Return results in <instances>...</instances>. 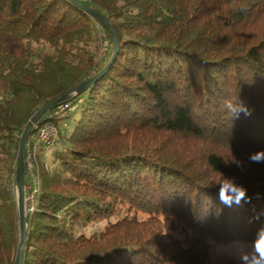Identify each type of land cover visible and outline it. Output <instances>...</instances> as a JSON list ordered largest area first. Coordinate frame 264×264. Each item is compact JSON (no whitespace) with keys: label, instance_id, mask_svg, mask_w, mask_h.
<instances>
[{"label":"trees","instance_id":"trees-1","mask_svg":"<svg viewBox=\"0 0 264 264\" xmlns=\"http://www.w3.org/2000/svg\"><path fill=\"white\" fill-rule=\"evenodd\" d=\"M74 1L0 0V264H16L21 238L25 130L51 103L37 124L57 128L54 109L77 99L70 132L31 150L21 264H209L215 246L252 242L264 228V161L249 158L264 152V0ZM79 6L106 18L113 59L110 33ZM225 100L251 115L233 121ZM224 177L249 202L221 203L235 196L220 193Z\"/></svg>","mask_w":264,"mask_h":264},{"label":"clouds","instance_id":"clouds-1","mask_svg":"<svg viewBox=\"0 0 264 264\" xmlns=\"http://www.w3.org/2000/svg\"><path fill=\"white\" fill-rule=\"evenodd\" d=\"M222 107L226 110L227 114L233 119H238L243 113L245 116L251 115L250 110L247 106L240 100L233 102L232 100H225L222 104ZM250 160L256 163L264 161V152H257L252 154ZM224 184L230 186V189L233 190L235 196L229 200H225L223 196H220L221 203L226 206H233V204L239 205L241 200L249 202V199H246V189L242 186L235 184L233 179L224 177L223 183L219 185L220 193H222ZM238 264H264V228L258 230L256 237L250 243H243V250L234 257Z\"/></svg>","mask_w":264,"mask_h":264},{"label":"water","instance_id":"water-1","mask_svg":"<svg viewBox=\"0 0 264 264\" xmlns=\"http://www.w3.org/2000/svg\"><path fill=\"white\" fill-rule=\"evenodd\" d=\"M71 1L76 3L74 0H71ZM79 8L84 10L86 13H88L94 19H97L99 22H101L106 27V29L110 33V36H111L112 41H113V55H112V59H113L115 52H116V49H117V39H116V35H115L113 29L111 28V26L107 22L106 18H104L102 15L96 13L95 11H93L89 8H85V7H81V6H79ZM98 77H99V75L88 80L84 84L80 85L77 88V90L80 92L84 91L88 87V85L90 83H92L93 81L97 80ZM54 106H55V103H51V104L47 105L32 119V121L27 126L25 133H24V135L20 141V144H19V149H18V154H17V164H16V176H15L16 178L15 179H16V186L18 188V191H17V198H18L17 209H18L19 229H20L21 238H20V243H19L18 250H17L16 264H21V250H22V247H23L24 242H25L26 237H27V224H26V222H27V216L29 213L28 210L26 209V206H25V191H24V169H23V163H24L23 157L24 156H23V153H24L25 141H26L28 133L38 123V121L42 117V115L45 112H47L48 110H50L51 108H53Z\"/></svg>","mask_w":264,"mask_h":264},{"label":"rangeland","instance_id":"rangeland-1","mask_svg":"<svg viewBox=\"0 0 264 264\" xmlns=\"http://www.w3.org/2000/svg\"><path fill=\"white\" fill-rule=\"evenodd\" d=\"M98 31H99L98 44H99V49H100L98 57H99V59H101V61H103L108 56L109 45H108L107 36H106V34H104L103 29L102 28H98ZM79 102H80V100L77 99L74 103L71 104L69 111L66 113V116H63V117H61L59 119H55L57 128L59 130H64L66 133L70 132L73 124L75 123V120L78 117L77 110H78V103ZM41 123H45V122H41ZM41 123H39V124H41ZM36 125H38V124H36ZM26 149L33 150L34 152H38V151H41V150L47 151V149L43 148L42 146H40V145L38 146V145H35V144H32L31 146L27 145L25 147V151H26ZM23 161H24V159H23ZM25 189L26 188L24 187V191H25ZM13 191H14L15 200L17 202V200H18V198H17L18 188L16 187V185L13 188ZM29 194H30L29 192L25 193V206H26V209L30 205H32V202H30V200H26V197H28L27 195H29ZM98 229H99V225L87 228L86 232L88 234H90L93 231H96ZM243 243L244 242H233V243H227V244H222V245L215 246L212 249V255H211V260H210L209 264H217L218 262H220L223 259H233V260H235L234 257L237 256L243 250Z\"/></svg>","mask_w":264,"mask_h":264},{"label":"built area","instance_id":"built-area-1","mask_svg":"<svg viewBox=\"0 0 264 264\" xmlns=\"http://www.w3.org/2000/svg\"><path fill=\"white\" fill-rule=\"evenodd\" d=\"M70 106L69 103L66 102L57 106L53 111V117L55 119H59L63 116H66V113L69 111ZM35 136L33 140V144L40 145L45 149L52 147L58 142V130L56 126L52 122H45L39 125H35ZM33 153L30 149H26L25 157H24V165H25V175L30 182L28 185V191H30L26 200H30L33 203V194L36 191L37 187V177L36 172L32 160ZM17 187V186H16ZM28 212L33 210L32 205L27 208Z\"/></svg>","mask_w":264,"mask_h":264}]
</instances>
